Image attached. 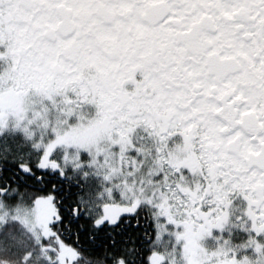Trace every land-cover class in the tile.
<instances>
[{"label":"snow or ice","instance_id":"6c2138e0","mask_svg":"<svg viewBox=\"0 0 264 264\" xmlns=\"http://www.w3.org/2000/svg\"><path fill=\"white\" fill-rule=\"evenodd\" d=\"M0 217V264H264V0H0Z\"/></svg>","mask_w":264,"mask_h":264},{"label":"rangeland","instance_id":"374dc122","mask_svg":"<svg viewBox=\"0 0 264 264\" xmlns=\"http://www.w3.org/2000/svg\"><path fill=\"white\" fill-rule=\"evenodd\" d=\"M18 217L21 219V221L25 224V226L30 224V219H29V215L24 212L23 210H21L20 212H18ZM3 217H0V221H2ZM246 234H244L243 232H234L233 233V241L235 243H239L241 239L245 238ZM201 243L203 244V246L205 247H214L216 241L212 238V237H206L204 238Z\"/></svg>","mask_w":264,"mask_h":264}]
</instances>
